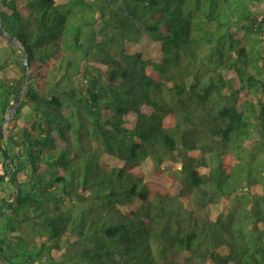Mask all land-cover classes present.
Instances as JSON below:
<instances>
[{
    "label": "trees",
    "instance_id": "1",
    "mask_svg": "<svg viewBox=\"0 0 264 264\" xmlns=\"http://www.w3.org/2000/svg\"><path fill=\"white\" fill-rule=\"evenodd\" d=\"M263 1L0 0L12 264H264Z\"/></svg>",
    "mask_w": 264,
    "mask_h": 264
},
{
    "label": "water",
    "instance_id": "2",
    "mask_svg": "<svg viewBox=\"0 0 264 264\" xmlns=\"http://www.w3.org/2000/svg\"><path fill=\"white\" fill-rule=\"evenodd\" d=\"M0 31L1 33L4 35V37L8 40V42L13 45L16 49L21 50L22 54H23V67H24V74L26 75L27 79H26V83H25V87L23 88V90L21 91V93L18 95V97L16 98V100L13 102L10 111H9V115L6 118V120L1 124L0 126V152L2 153L3 156V160L5 165L8 167V164L13 163V160L11 159V157L8 154V151L4 148L3 144V139H4V130L5 127L7 125L10 124V122L15 118L19 106L22 102L23 97L25 96L27 89H28V85L31 83L32 81V74L30 71V67H29V62H28V54L26 51V48L15 38L13 37L11 34H9L0 17ZM14 175L15 177H10V184H11V188H12V194H13V198L12 200L3 208V210L0 212V220L2 218H4L5 214L14 206L18 205L19 201H20V197H21V192H22V187L20 184V181L18 179L17 175V171L14 170ZM0 262L2 264H12L4 255L3 253V249L0 246Z\"/></svg>",
    "mask_w": 264,
    "mask_h": 264
},
{
    "label": "rangeland",
    "instance_id": "3",
    "mask_svg": "<svg viewBox=\"0 0 264 264\" xmlns=\"http://www.w3.org/2000/svg\"><path fill=\"white\" fill-rule=\"evenodd\" d=\"M255 13H259L260 15H264V1L257 7L255 8ZM253 38V37H252ZM255 43L254 41H250L248 43V45H251L253 46ZM261 47H263V44L260 45ZM248 48V46H247ZM19 51V54H22V51L21 50H18ZM211 52V47L209 45H206L204 48H203V53L202 54H208ZM18 57V54H16L15 52H13V50L7 45V44H4L3 46H0V62H3V61H8L9 63L11 64H15V60L17 59ZM23 100V99H22ZM19 137L17 138V140L13 143V147L16 148L17 145L19 144ZM4 146V145H3ZM13 148V149H14ZM15 151V150H13ZM15 153V152H13ZM212 163H216V160L214 158H212ZM164 174L163 176H161L159 179L162 181V182H165V183H170L169 180L170 178H172V176H176L179 174V172L177 170H168L166 168H162ZM4 172H3V167H2V164H0V175H3ZM31 185V184H30ZM170 184V188H173L175 189V185L172 186Z\"/></svg>",
    "mask_w": 264,
    "mask_h": 264
}]
</instances>
